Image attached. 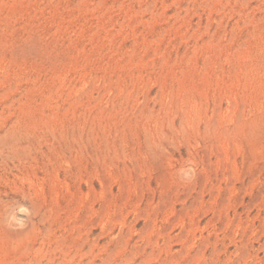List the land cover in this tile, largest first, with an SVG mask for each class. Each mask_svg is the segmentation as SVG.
<instances>
[{
    "label": "rangeland",
    "instance_id": "obj_1",
    "mask_svg": "<svg viewBox=\"0 0 264 264\" xmlns=\"http://www.w3.org/2000/svg\"><path fill=\"white\" fill-rule=\"evenodd\" d=\"M0 264H264V0H0Z\"/></svg>",
    "mask_w": 264,
    "mask_h": 264
}]
</instances>
